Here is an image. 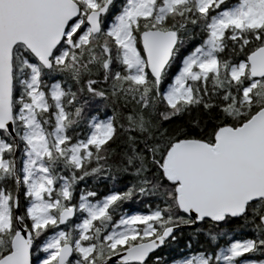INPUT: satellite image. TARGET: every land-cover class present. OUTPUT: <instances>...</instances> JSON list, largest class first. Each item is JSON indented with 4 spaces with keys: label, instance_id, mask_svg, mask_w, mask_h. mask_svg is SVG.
Returning <instances> with one entry per match:
<instances>
[{
    "label": "snow or ice",
    "instance_id": "1",
    "mask_svg": "<svg viewBox=\"0 0 264 264\" xmlns=\"http://www.w3.org/2000/svg\"><path fill=\"white\" fill-rule=\"evenodd\" d=\"M0 264H264V0H0Z\"/></svg>",
    "mask_w": 264,
    "mask_h": 264
},
{
    "label": "trees",
    "instance_id": "2",
    "mask_svg": "<svg viewBox=\"0 0 264 264\" xmlns=\"http://www.w3.org/2000/svg\"><path fill=\"white\" fill-rule=\"evenodd\" d=\"M131 207L134 208L136 206L132 205ZM185 238H187V230H185ZM201 239H203V238H201ZM180 247H183V243H181ZM194 248H195V245H194ZM178 252H179V249L175 248V249H172V250L161 251L160 254L164 255L166 253L169 258H172V257L176 256L178 254Z\"/></svg>",
    "mask_w": 264,
    "mask_h": 264
},
{
    "label": "flooded vegetation",
    "instance_id": "3",
    "mask_svg": "<svg viewBox=\"0 0 264 264\" xmlns=\"http://www.w3.org/2000/svg\"><path fill=\"white\" fill-rule=\"evenodd\" d=\"M136 207H134L133 209H135Z\"/></svg>",
    "mask_w": 264,
    "mask_h": 264
}]
</instances>
